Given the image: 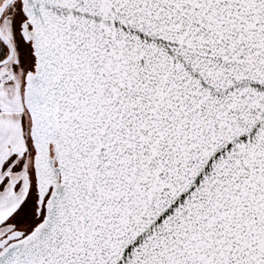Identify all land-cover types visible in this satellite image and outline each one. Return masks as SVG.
<instances>
[{
	"label": "snow or ice",
	"instance_id": "1",
	"mask_svg": "<svg viewBox=\"0 0 264 264\" xmlns=\"http://www.w3.org/2000/svg\"><path fill=\"white\" fill-rule=\"evenodd\" d=\"M0 264H264V0H0Z\"/></svg>",
	"mask_w": 264,
	"mask_h": 264
}]
</instances>
